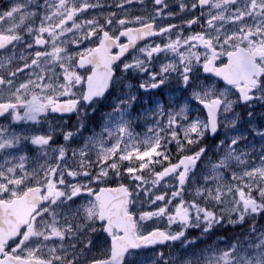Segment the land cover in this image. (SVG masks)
<instances>
[{"label":"snow or ice","instance_id":"snow-or-ice-1","mask_svg":"<svg viewBox=\"0 0 264 264\" xmlns=\"http://www.w3.org/2000/svg\"><path fill=\"white\" fill-rule=\"evenodd\" d=\"M0 119V264H264V0H7Z\"/></svg>","mask_w":264,"mask_h":264},{"label":"rangeland","instance_id":"rangeland-1","mask_svg":"<svg viewBox=\"0 0 264 264\" xmlns=\"http://www.w3.org/2000/svg\"><path fill=\"white\" fill-rule=\"evenodd\" d=\"M108 3H111L112 0H107ZM133 7H136V5H133ZM107 10H114V9H107ZM136 14H139V13H136ZM18 54H19V50H18ZM147 106V105H146ZM149 106V105H148ZM136 106L133 107V113L136 114V110H135ZM99 116V113L97 115V117ZM74 121L75 120V116L71 117V121ZM151 123V118L150 116H148L147 114H145V118L144 119H140V120H137L134 122L133 124V128L135 130L136 133H139L141 135H143L146 131H147V127L148 125ZM139 124V126H137ZM95 126V130L97 132L100 131V128L96 125ZM58 142L60 143H63V139L62 137L58 138ZM210 155V154H209ZM211 156V155H210ZM213 159H215V157H213ZM199 163V162H198ZM258 223H264V221H258ZM230 229L231 227L230 226H225L223 229L217 231L210 240H206V243H210L211 240H214L216 238V236H222V237H227L229 236V233H230ZM238 229V232L237 234H239L241 232V227L237 228ZM194 234V232L192 233ZM220 247H223V244L219 245Z\"/></svg>","mask_w":264,"mask_h":264},{"label":"flooded vegetation","instance_id":"flooded-vegetation-1","mask_svg":"<svg viewBox=\"0 0 264 264\" xmlns=\"http://www.w3.org/2000/svg\"><path fill=\"white\" fill-rule=\"evenodd\" d=\"M7 2V0H0V6H2L3 4H5ZM175 11V9H173ZM168 22H171V23H178V20H171V21H168ZM19 50V49H18ZM17 55L19 56L18 52H17ZM67 119V118H66ZM0 123H6L5 120L3 119H0ZM69 125L71 124V119L68 121Z\"/></svg>","mask_w":264,"mask_h":264},{"label":"trees","instance_id":"trees-1","mask_svg":"<svg viewBox=\"0 0 264 264\" xmlns=\"http://www.w3.org/2000/svg\"><path fill=\"white\" fill-rule=\"evenodd\" d=\"M141 106H137V110H139V108H140ZM143 107H148V105L146 106V105H143ZM97 116V115H96ZM74 117V116H73ZM93 119H94V117H93ZM73 122V120L71 121V123ZM209 142H211V141H209ZM212 157H215V155H214V153H209ZM259 221V220H258ZM259 224V223H258ZM238 227H232L231 229H230V233H236L237 234V232H238V229H237Z\"/></svg>","mask_w":264,"mask_h":264}]
</instances>
